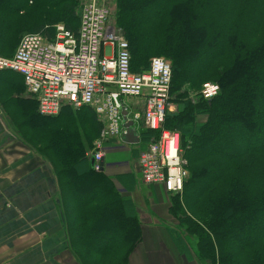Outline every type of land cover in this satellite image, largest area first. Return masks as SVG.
<instances>
[{"label":"trees","instance_id":"trees-1","mask_svg":"<svg viewBox=\"0 0 264 264\" xmlns=\"http://www.w3.org/2000/svg\"><path fill=\"white\" fill-rule=\"evenodd\" d=\"M29 3L40 13L11 19ZM58 21L77 28V0H0V54L24 31L52 37ZM115 22L128 41L133 72L146 70L152 55L170 63L176 110L166 111L164 127L178 133L188 174L168 211L194 240L195 258L264 264V0H117ZM207 80L218 85L209 99L199 94ZM64 108L70 122L91 119L96 138L100 125L90 107ZM69 130L57 128L49 148L70 243L80 264H128L141 239L139 219L110 177L87 161L94 138L86 129ZM142 135L153 132L142 128ZM174 240L188 258L185 238Z\"/></svg>","mask_w":264,"mask_h":264},{"label":"built area","instance_id":"built-area-1","mask_svg":"<svg viewBox=\"0 0 264 264\" xmlns=\"http://www.w3.org/2000/svg\"><path fill=\"white\" fill-rule=\"evenodd\" d=\"M111 1H84L75 30L58 23L50 38L40 32L22 35L10 57L0 54V71L21 74L25 95L35 101L40 116L54 117L67 105L93 110L100 127L86 156L93 159L95 171L101 169L106 143L126 133V120L133 126L141 120L142 127L153 132L137 156L142 181L179 193L187 162L178 134L163 125L170 100V63L152 57L146 70H131L129 44L116 25ZM217 92L218 85L209 81L199 90L205 99ZM138 97L143 98L141 111L135 108Z\"/></svg>","mask_w":264,"mask_h":264},{"label":"crops","instance_id":"crops-1","mask_svg":"<svg viewBox=\"0 0 264 264\" xmlns=\"http://www.w3.org/2000/svg\"><path fill=\"white\" fill-rule=\"evenodd\" d=\"M35 106V101L25 95L21 74L1 70L0 264H80L79 252L70 243L63 190L54 160L26 142L21 135L22 123L16 122L17 116L33 121L32 113L38 118ZM135 108L142 110V97H138ZM39 120L45 123L43 118ZM133 127L138 142L108 141L100 169L110 177L119 194L130 200L140 222L141 239L128 255L127 262L180 264L185 257L166 230V224L174 223L168 212L169 194L159 185L142 181L137 156L146 147L147 139L142 135L141 120ZM53 128H59L58 124ZM73 130L75 127H70L69 131ZM39 143L50 150L51 142H47V138L40 139Z\"/></svg>","mask_w":264,"mask_h":264},{"label":"rangeland","instance_id":"rangeland-1","mask_svg":"<svg viewBox=\"0 0 264 264\" xmlns=\"http://www.w3.org/2000/svg\"><path fill=\"white\" fill-rule=\"evenodd\" d=\"M84 1H86V0H77V14H78L79 9H80V7H81V5H82V3ZM116 1L117 0H112L111 3H110L111 4L110 5L111 10L114 13V18H115V12H116ZM35 9L36 8L33 6V4L29 3L28 6H26L21 11H19V13L15 17H11V19H15V20L22 19L23 20V19H27L28 18V16H29L28 14L36 15L37 13H40L39 11H37ZM2 16H4V15H2ZM58 23L64 24L62 21H58L57 23H55V24L53 23V24L56 25ZM15 27H16V30L18 31L19 29H17V28H19V25L15 26ZM27 33H31V32L24 31V32H22L20 34L19 39L17 40V43L15 44V46H17V44L19 43V40H20L21 36L24 35V34H27ZM15 46L12 48V50H9L8 53L1 52L2 56L10 57L13 54V52L15 51V48H16ZM152 57H161V58L166 60L165 57L160 56V55H152ZM151 58L148 59V62H149V60ZM208 81L211 82L212 80L203 81L202 83H205V82H208ZM190 90H191L190 91V93H191V101H194V99L197 98V95L193 94V92H196V90H193V89H190ZM169 104H170V106H169L168 110H171V111L176 110V104H174L172 100H170ZM67 115H68V108H63L59 112V116L57 118H53V119L44 118V121H45L44 124H42V122H40V120H39L40 117H38V116H37L38 118L34 119L33 121H30L28 117H24L23 118V117L17 116L16 117V122L22 123L21 126L24 127V128L21 129V135H23L25 137V141L30 143L43 156L46 155V157H48L49 159L54 160L51 150L47 151L46 149H44V145L45 144L40 145L39 142H40V139L43 140L44 137L47 138V142H51L53 140L52 139V133L56 132L55 129H57V128H53L55 123L58 124V127H61L63 129H66V128L69 129L70 127H75V129L77 130L79 128L77 130L79 132L78 134H81L82 130L86 129L84 131V133H88L89 136H91L93 138V134L90 132L91 123L93 124V121L91 119L87 120L86 122H79V121L72 122V123H74V124H72L71 122L65 121ZM198 119H199L198 121H201V119H204V116H199ZM40 125H42L44 127L38 128V126H40ZM27 127L30 128V130ZM50 128H53V129L51 131H49ZM42 129H43V131H42ZM92 144H93V142H92ZM52 146H50V147H52ZM91 149H92V145H90L85 152L87 153ZM85 152H84V154H85ZM168 194H169V201L168 202H169V205H170V201H171V197H172L171 195H173L174 193L173 194L168 193ZM169 214H170V212H169ZM173 220H174V223L166 224L167 227L165 226L166 230H168V232H169V234H170V236L172 238L173 243L176 245L174 237L180 235V236H183L185 238L186 245H188V244L190 245L189 251H188V249L186 251V252H189L188 258L184 256L185 258L182 259L180 264H199L198 260L195 258V255H194V250H195V246H194L195 242H194V240L191 238V240L189 241V236L185 235L183 230H180V228L178 227V222H177L176 218L173 219ZM170 230H172L174 232H177V234H175V236L171 235L172 233L170 232ZM179 246H182V245L179 244ZM103 260H105V259H103ZM91 261H93V260H91Z\"/></svg>","mask_w":264,"mask_h":264},{"label":"water","instance_id":"water-1","mask_svg":"<svg viewBox=\"0 0 264 264\" xmlns=\"http://www.w3.org/2000/svg\"><path fill=\"white\" fill-rule=\"evenodd\" d=\"M122 113L125 115L126 112L123 110ZM124 119L126 120V117H124ZM132 121L130 120H126V122L124 123V126L126 128V133H123L121 136V139L127 143H136L138 142V138H137V134H136V130L134 129V127H132ZM90 164L93 167V159L90 160ZM100 165L102 166L103 163L101 162Z\"/></svg>","mask_w":264,"mask_h":264},{"label":"bare ground","instance_id":"bare-ground-1","mask_svg":"<svg viewBox=\"0 0 264 264\" xmlns=\"http://www.w3.org/2000/svg\"><path fill=\"white\" fill-rule=\"evenodd\" d=\"M169 103H170V100H169ZM169 106H170V104H169ZM169 106H168V108H167V110L169 109ZM166 110V111H167ZM164 125V124H163ZM165 128V127H164ZM165 129H167V128H165ZM169 130V129H168ZM172 131V130H171ZM175 132V131H174ZM177 133V132H176ZM178 134V133H177ZM179 136V135H178ZM179 144H180V142H179ZM166 192V191H165ZM168 193V192H167ZM180 193V192H179ZM170 194H172V193H170Z\"/></svg>","mask_w":264,"mask_h":264}]
</instances>
